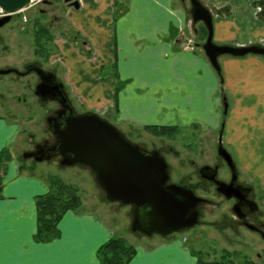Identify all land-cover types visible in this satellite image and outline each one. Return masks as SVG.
I'll return each mask as SVG.
<instances>
[{"label":"crops","instance_id":"1","mask_svg":"<svg viewBox=\"0 0 264 264\" xmlns=\"http://www.w3.org/2000/svg\"><path fill=\"white\" fill-rule=\"evenodd\" d=\"M76 1L78 9H67L68 32L54 36L48 55L59 59H55L62 71L59 80L71 96L119 130L177 126L216 132L222 123V145L238 166L248 174L252 171L264 185L263 57H220V82L177 0ZM200 1L216 13L212 19L215 44H256L257 24L249 33L253 40L240 39L246 23L244 17L235 19L234 1L241 0ZM191 41L194 45L188 47ZM18 135L19 129L0 117V153L7 151L10 157L9 145ZM10 158L0 166L3 260L7 264H99L98 248L117 237L116 228L125 224L111 220L113 207L99 205L106 219L92 211L95 206L84 210L81 200L80 208L66 211L58 220L57 237L37 241L34 199L48 191V183ZM170 240L160 242L158 248L169 244L164 247L170 256L167 263L177 249L190 257L186 249L170 247ZM155 251H135L127 264H160L162 255L156 257Z\"/></svg>","mask_w":264,"mask_h":264},{"label":"rangeland","instance_id":"2","mask_svg":"<svg viewBox=\"0 0 264 264\" xmlns=\"http://www.w3.org/2000/svg\"><path fill=\"white\" fill-rule=\"evenodd\" d=\"M50 1L57 4L54 9H46L48 12L46 22L49 24V32L53 40L54 36H62L69 30L66 18L68 8L67 5H64L60 0ZM234 3L237 5L236 7L234 6V8H236L235 13H237L234 16L235 19H243L244 17L246 23V32L244 35H241L240 39L245 41H251L254 39L253 41L256 42V44H264V0H241L239 4L237 1H234ZM40 4L41 3L36 4L33 8L25 11L22 15H19L20 18L28 14L34 15L37 9L41 6ZM177 4L181 5L185 10L187 18L189 19L188 26L190 27L189 5L187 0H177ZM42 9L44 8L42 7ZM210 11L215 20L217 17L214 16L215 13L213 9H210ZM247 11L250 14L247 13L246 16H243V13H246ZM252 24H257V28H260V30L258 29L259 34L255 32L258 36L253 39L251 38L252 35L249 34L250 30H252ZM198 26L199 24L194 27L197 28ZM17 27H19V23H13L12 26H10L12 29H17ZM6 32L9 33V31ZM255 33L254 35H256ZM260 33H262V35H260ZM8 42V45L11 46L12 49L15 48L17 58H19V54H24L25 57L32 58L33 54L31 55L30 51H20V47L24 46V42L21 43L18 40L16 41V39L14 41L9 40ZM32 47H34V44ZM55 59L58 58H49V63L46 62L43 66L47 69L54 68L56 70V76L60 78L62 71L61 68L57 67V65H60L58 61L59 59ZM13 80H17L21 83L23 81L17 77H14ZM5 81V78H0V86H2ZM32 81L27 79L21 85H16V88L10 94H4V91L0 88V117L4 116L3 118H6L9 123H12V125H15L16 128L19 129V135L14 138L9 145L11 150L10 160H15L19 166L25 167L27 170L26 173H32L33 171L35 173L38 172L40 176L46 180L49 177H58L67 184L72 185L77 189V194L80 199L79 208L81 207L82 200V207L84 210L91 209L95 206L92 211L100 215L102 218L106 215L100 212L99 205L113 207V211L110 213V215L112 214L110 216L111 220L115 223L120 221H124L123 223H125L123 224V229L116 228V236H122L125 242L133 247L137 253L140 250L147 253L156 250L152 254L156 257L162 255L160 257L161 259H159L160 264H194L195 256L193 255V252L197 253L196 255L200 256L204 261L217 260L222 251L232 254L233 264H242L244 260L264 264V240H262L256 233L243 227L237 228L235 223L226 221L228 212L224 208L228 207L229 202H224L223 204L221 199L216 197L213 198L212 195L208 194L206 197L211 200V203L202 207L201 218L197 225L188 230L173 233L166 237L156 235L148 237L137 233H131L129 231V224L131 221L130 208L120 206L118 203L105 202L102 191L96 185L93 176L86 168L75 166L60 167L57 162L60 159L59 157L54 158V160L50 162H34L33 160L23 159L21 154L31 150L33 144L41 143L43 139L48 140L50 143L53 142V136L44 120L45 114L39 107L44 106V104H37L31 93L32 86H30L29 82L32 84ZM67 93L70 95L69 92ZM68 98L77 113L95 112L94 108H90V106L88 107L84 101H80L71 95L68 96ZM7 107H10L9 111H5ZM51 107L52 104H49L48 108ZM99 116L105 119L103 115ZM110 124L113 123L111 122ZM115 128L118 129L117 126ZM177 129V134H174L173 137L153 136L136 127L129 130H118L131 143L136 144L141 148L152 150L159 149L162 151V153L165 154V161L168 165L170 180L172 182L180 183V185H186L189 184V181L193 180V178L197 177L196 169L202 165L210 164L212 159H214L217 131H194L190 127H179ZM260 151L262 152L264 149H260ZM246 165L248 166L249 163ZM31 167L36 169L33 170ZM237 167L241 179L250 183L255 189L257 195L256 202L258 205L262 206L264 202L259 195L264 193L263 181L260 179L258 180L252 171L251 174L245 172L242 165H237ZM252 167L249 165L250 169ZM258 183L262 184V187H260ZM201 190H203V188ZM123 209H126V214H124L125 210L123 211ZM169 239H172L169 241L170 247L174 246L176 249L180 248L181 250L186 249L190 257L184 256L183 253L179 252L177 249L176 256L175 253H172L170 258L171 262L167 263L170 256L169 253H167L168 249H164V247L169 248V244L161 247L162 249L158 248L161 246L160 242L164 244L168 242ZM160 251L164 252V254L159 253ZM171 252L173 251L171 250ZM192 258L193 260H191Z\"/></svg>","mask_w":264,"mask_h":264},{"label":"water","instance_id":"3","mask_svg":"<svg viewBox=\"0 0 264 264\" xmlns=\"http://www.w3.org/2000/svg\"><path fill=\"white\" fill-rule=\"evenodd\" d=\"M30 1L0 0V9L9 15L17 14ZM63 2L78 9L76 0ZM187 2L192 24L201 23L205 28L206 36L200 48L218 76L219 57L264 55V47L259 45L237 47L215 44L212 40V17L209 10L200 0ZM9 17L0 19V26ZM6 73L8 71H0V74ZM40 76L43 83L36 90L40 94L50 90L53 93L50 99L56 100L62 111L58 119L48 120V129L54 143L45 149V144H38L35 151L23 154L24 158L32 157L35 162H42L58 156L60 167L86 168L102 191L105 202L130 208L131 233L166 237L197 224L198 212L195 206L201 199L183 186L167 184V166L156 151L149 152L131 143L117 128L94 113L76 114L62 91V84L55 82L54 75L42 72ZM222 103L225 111V99ZM220 136L219 132L217 152L231 165L230 155L220 144ZM204 171H211L210 179H213V170L204 167L199 172ZM215 183L219 185L218 182Z\"/></svg>","mask_w":264,"mask_h":264},{"label":"flooded vegetation","instance_id":"4","mask_svg":"<svg viewBox=\"0 0 264 264\" xmlns=\"http://www.w3.org/2000/svg\"><path fill=\"white\" fill-rule=\"evenodd\" d=\"M60 1L64 5H67V8H71L68 6L67 3H64L63 0H60ZM40 5L41 6L37 9L35 14L26 15L24 21H21V18L19 15H10L9 20L6 23H4L2 26H0V71H8V73L6 74H0V78H5L6 80L3 83V85L0 86V88H2V91H4V94L6 93L10 94L16 88V85H21L27 79H29V81L33 80L32 84L29 82L30 86H32L31 93L33 95V98H35V101L37 104L38 103L39 105L44 104V106L42 107L39 106V107L45 114L44 120L48 127L49 125L48 120L50 118L58 119L61 114L62 109L56 100L50 99V96L53 94L50 90H48V92H46L45 94H40L36 90V87L43 83L42 77L40 76L42 72L44 74L52 73L54 75V80L57 83H61V81L59 80L58 76H56L57 74L54 68H51V69L44 68L43 65L46 62L49 63V61H48V55H45V52L43 50L41 53L35 54L34 56V47H32L34 44L33 43L34 37H33L32 30L34 28L36 30L38 26H41L44 32V36L41 37V41L42 43L46 42V33L47 31H49V26H48L49 24L46 22L47 17H48V12L46 11V9H50V8L54 9L56 8L57 4L52 3V1L50 0H44ZM42 7L44 9H42ZM209 12L213 19L212 12L210 10ZM4 17H0V19ZM13 23H19V27H17V29L10 28V26H12ZM197 24H201V23L192 24L190 20V28H191L193 37L195 36L194 26ZM6 31H9V33H7ZM8 39L11 41H14L16 39V41L18 40L21 43L24 42L23 43L24 46L20 47V51H23V52L30 51V54L31 55L33 54L32 58L25 57L24 54H19L18 55L19 58H17L15 48L12 49L11 46L8 45L9 44ZM203 42L204 40L200 44H198V46L200 47ZM31 43H32V46H31ZM188 44L190 47L192 46V44L194 45V42L191 41ZM249 45H259L261 47H264V44L261 45L259 43L258 44L249 43V44L229 45V46L240 47V46H249ZM258 57H263V56H258ZM14 77L15 78L17 77L18 79L23 80L22 83L18 82L17 80H13ZM218 78H219V81L222 82L221 74L220 76H218ZM62 91L65 93L66 97L68 98L69 95L67 93V90L64 88L63 84H62ZM223 99L224 98H222V100ZM68 101L70 102L69 98H68ZM49 104H52L51 108H48ZM222 106H223V103H222ZM7 110L9 111L10 107H7L5 109V111ZM223 110H224V107H223ZM225 112H226V109L224 113ZM75 113L80 114V113H77L76 111ZM90 113H93V112H90ZM94 114L97 115V113L95 112ZM221 125H222V128H221ZM221 125L217 131L216 138H218V134L220 132L221 133L220 144L222 148L230 155L232 164L231 165L227 164L226 161L223 159V157L218 154L217 152L218 141L216 139L215 148H214L215 150L214 159H212V162L210 164L202 165L198 169H196L197 177L193 178V180L189 181V184H186V185H182V184L180 185V183L172 182L170 180L168 165H167V162L165 161V154H163L162 151H160L159 149L158 150L144 149V148L142 149L149 151V152L156 151L158 155L163 158L167 166L166 168V171L168 174L167 184L172 183V184H176L179 186H183L186 189L191 190L194 196L201 199V201L198 202L195 206V209L198 212L197 224L199 223V219L201 218V214L203 210L202 207L209 205V203H211V200L206 197V195L210 194L212 195L213 198L216 197V198L221 199L222 200L221 202L223 204L224 202H229L228 207L224 208L228 212V215L225 213L226 211L224 212L227 215L226 221L235 223L237 228H240V227L246 228L256 233L262 240H264V204L262 206L258 205V203L256 202L257 195L255 193V189L250 185V183L241 179L239 171H238V167L232 155L222 145L221 137H222L223 124L221 123ZM177 128L178 127L176 126L175 129L178 130ZM53 143H54V138H53L52 143L48 142V140L43 139L41 143H37L35 145L33 144V148L31 150L23 152L21 154V157L23 159L34 161L32 157L24 158L23 154L31 153L35 151V147L38 144H45V147H44L45 149L47 147H50ZM54 158L49 159V161L47 162L53 161ZM204 167H209L211 170L215 172L213 179L212 178L210 179V176H211L210 174H212L211 171H204L203 173L199 172ZM215 182H218L219 185H217ZM202 188L203 190H201ZM263 195L264 193L260 194L259 196L261 197V200L264 202Z\"/></svg>","mask_w":264,"mask_h":264},{"label":"trees","instance_id":"5","mask_svg":"<svg viewBox=\"0 0 264 264\" xmlns=\"http://www.w3.org/2000/svg\"><path fill=\"white\" fill-rule=\"evenodd\" d=\"M33 31L34 37V54H39L42 50L45 55L51 54L52 51V36L49 31L46 33V42L42 43L41 37L44 36L43 28H38ZM194 38L197 44H200L206 35L204 27L199 24L194 27ZM71 39V38H70ZM90 50L87 49V52ZM144 131L153 136L173 137L177 134L175 127L167 126H146ZM3 156V157H2ZM9 153L2 151L0 153V166L9 159ZM48 191L40 196L35 197L34 206L36 214V232L35 239L37 241H49L58 235L57 222L66 211H75L80 206V199L77 194V189L70 184H67L58 177H49L47 179ZM264 198V195H263ZM135 250L128 245L124 239L120 237H112L101 245L96 253L99 264H127L134 256ZM195 256V264H233L232 254L222 251L217 260L204 261L200 256ZM242 264H258L249 260H244Z\"/></svg>","mask_w":264,"mask_h":264},{"label":"built area","instance_id":"6","mask_svg":"<svg viewBox=\"0 0 264 264\" xmlns=\"http://www.w3.org/2000/svg\"><path fill=\"white\" fill-rule=\"evenodd\" d=\"M43 1H44V0H31V1L29 2V4H28L26 7H24L23 9H21V10L17 13V15H22L23 13H25V11H27V10L33 8L36 4L42 3ZM8 15H9V14L3 12L2 9H0V17H4V16H8ZM11 15H13V14H11ZM24 19H25V15L21 17V21H24ZM188 43H189V42H188ZM187 46L189 47V44H187Z\"/></svg>","mask_w":264,"mask_h":264},{"label":"snow or ice","instance_id":"7","mask_svg":"<svg viewBox=\"0 0 264 264\" xmlns=\"http://www.w3.org/2000/svg\"><path fill=\"white\" fill-rule=\"evenodd\" d=\"M3 253V224L0 222V264H7L2 258Z\"/></svg>","mask_w":264,"mask_h":264}]
</instances>
